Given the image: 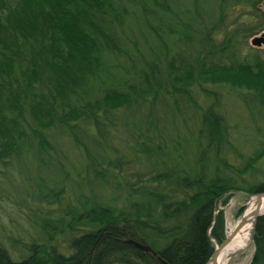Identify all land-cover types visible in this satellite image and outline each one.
Listing matches in <instances>:
<instances>
[{
    "label": "rangeland",
    "instance_id": "rangeland-1",
    "mask_svg": "<svg viewBox=\"0 0 264 264\" xmlns=\"http://www.w3.org/2000/svg\"><path fill=\"white\" fill-rule=\"evenodd\" d=\"M156 1L116 4L123 26L108 31L121 51L104 54L116 82L126 81L116 109L83 102L74 130L30 118L16 151L0 156V246L15 260L33 244L71 254V240L96 229L95 207L138 212V242L161 249L169 237L157 227L185 230L192 200L212 181L228 185L214 211L225 234L257 196L247 190L264 181V95L239 79H250L241 67L253 76L264 63V48L252 45L264 34V0ZM0 4L18 15L24 2ZM42 43L55 45L50 33ZM254 252L235 264H251Z\"/></svg>",
    "mask_w": 264,
    "mask_h": 264
},
{
    "label": "trees",
    "instance_id": "trees-1",
    "mask_svg": "<svg viewBox=\"0 0 264 264\" xmlns=\"http://www.w3.org/2000/svg\"><path fill=\"white\" fill-rule=\"evenodd\" d=\"M67 1L69 5L64 7ZM145 1L135 0L143 10L147 8ZM22 2L18 15L17 10L7 13L0 4L1 157H10L16 151L18 135L24 136L21 126L30 118L44 122L43 116H48L53 125L58 122L74 130L76 112L86 114L83 107L87 106L83 102L100 100L97 109L105 113L116 109L119 90L126 83L116 82L104 60L107 51H121L115 47L108 31L115 20L123 26L122 9L116 5L118 0ZM150 2L157 5L156 0ZM147 26L151 27L148 23ZM49 33L53 36V47L42 43L44 35ZM258 64L261 66L253 76L250 69L241 67L240 73H247L250 79L242 77L239 81L254 86L264 95V63ZM99 94L103 98L96 97ZM96 115H92L94 125L103 132ZM218 130L217 119L212 125V134ZM39 137L45 146V140ZM263 153L257 154L260 159ZM254 161L257 162V157ZM202 189L203 192L192 200L195 208L185 230L164 231L156 226L169 240L161 249L151 247L168 264H209L215 244L221 245L226 239L221 218L213 224L216 203L228 191V185L216 179ZM247 191L253 195L264 194V181ZM138 216L136 211L116 216L111 208L95 207L89 212L88 222L96 229L72 239L71 254L58 253L52 247L47 252L33 244L28 248L30 254L17 261L0 246V264H129L131 260L138 264H160L125 242L128 238L139 241L143 229L138 225ZM254 248L251 264H264V215L256 222Z\"/></svg>",
    "mask_w": 264,
    "mask_h": 264
},
{
    "label": "bare ground",
    "instance_id": "bare-ground-1",
    "mask_svg": "<svg viewBox=\"0 0 264 264\" xmlns=\"http://www.w3.org/2000/svg\"><path fill=\"white\" fill-rule=\"evenodd\" d=\"M261 214H264V196H251L242 216L246 220L245 224L240 226V221L228 223L226 237L230 239L222 247L217 244L215 260L209 264H235V259L242 253L247 256V260L250 259L254 247V223Z\"/></svg>",
    "mask_w": 264,
    "mask_h": 264
},
{
    "label": "water",
    "instance_id": "water-1",
    "mask_svg": "<svg viewBox=\"0 0 264 264\" xmlns=\"http://www.w3.org/2000/svg\"><path fill=\"white\" fill-rule=\"evenodd\" d=\"M252 45H253L254 47L261 48V47L264 45V34H263L261 37H258V38L253 39V40H252ZM257 196L261 197V196H264V194H259V195H257ZM262 215H264V214H261V215H259V216H262ZM259 216H258V217H259ZM258 217L256 218L255 223H254V230H253V233H252V240H253V241H254V238H255V227H256V222H257ZM245 222H246V220H245L244 218H242V219L240 220L239 225H240V226H241V225H244ZM216 223H217V216L215 215V217H214V224H213V225H215ZM102 237H103V235H101V236L98 238L97 243H96V245L94 246V248H93V250H92V253L95 251V249H96L97 245L100 243V240H101ZM229 239H230L229 237H226L225 241L220 245V247L224 246V245L229 241ZM125 242H126L128 245H130L131 247H133V248L139 250V251H140L141 253H143L144 255H148V256H150L152 259H155L158 263H160V264H168V263H167L165 260H163V259L161 258V256H160L156 251H154V250L152 249V247L149 246L144 240H141L140 242H138V241H135V240H133V239L128 238ZM217 251H218V249H217V247H216V249H215V251H214V254H213V256H212V258H211L210 261H214V260H215V256H216V254H217Z\"/></svg>",
    "mask_w": 264,
    "mask_h": 264
},
{
    "label": "flooded vegetation",
    "instance_id": "flooded-vegetation-1",
    "mask_svg": "<svg viewBox=\"0 0 264 264\" xmlns=\"http://www.w3.org/2000/svg\"><path fill=\"white\" fill-rule=\"evenodd\" d=\"M255 38H258V36H256ZM262 47L264 48V45Z\"/></svg>",
    "mask_w": 264,
    "mask_h": 264
}]
</instances>
